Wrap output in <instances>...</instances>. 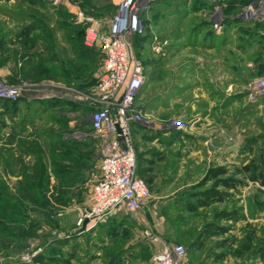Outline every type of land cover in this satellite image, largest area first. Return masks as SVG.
<instances>
[{"label": "rangeland", "instance_id": "obj_1", "mask_svg": "<svg viewBox=\"0 0 264 264\" xmlns=\"http://www.w3.org/2000/svg\"><path fill=\"white\" fill-rule=\"evenodd\" d=\"M119 1H0V68L26 87L3 116L0 264H154L145 229L182 245L184 264H264V187L241 172L264 171V96L248 98L264 77V24L240 21V5L215 12L207 0H161L142 13V32L130 38L145 75L132 137L150 197L140 211L84 224L102 157L90 114L103 53L81 58L74 45L88 27L106 30ZM28 24L48 69L39 80L19 75L14 39ZM42 167L46 178L37 177ZM216 168L225 174L206 179ZM227 177L240 185L218 186ZM215 185L225 200L191 212ZM197 238L203 247L190 252Z\"/></svg>", "mask_w": 264, "mask_h": 264}, {"label": "built area", "instance_id": "obj_2", "mask_svg": "<svg viewBox=\"0 0 264 264\" xmlns=\"http://www.w3.org/2000/svg\"><path fill=\"white\" fill-rule=\"evenodd\" d=\"M160 1L120 0L106 30L88 27L84 33L83 44L103 53V70L95 86L98 108L90 114V129L102 143L98 177L85 214L90 226L103 222L120 208L140 211L150 197L147 185L136 174L132 125L142 120L136 100L145 78L130 38L142 32V13ZM207 1L215 12L227 6L226 0ZM240 16L246 21L264 22V0L244 6ZM260 34L264 36V28ZM25 89L22 82L11 84L0 77V103L17 101ZM262 95L264 77L253 83L248 98L255 100ZM143 236L154 248V264H184L186 251L182 245L164 243L151 229H145Z\"/></svg>", "mask_w": 264, "mask_h": 264}, {"label": "trees", "instance_id": "obj_3", "mask_svg": "<svg viewBox=\"0 0 264 264\" xmlns=\"http://www.w3.org/2000/svg\"><path fill=\"white\" fill-rule=\"evenodd\" d=\"M0 1H2V0H0ZM249 1L250 0H226V3H227V6L229 8H232L236 5H240L243 7V6H245L251 2V1L250 2ZM26 2L28 4H35L37 2V0H26ZM208 5H210V4H208ZM261 24H262L261 22L255 21V23L253 25L262 26ZM247 25H249V24H247ZM35 31H36V29L32 25H30V24L24 25L19 29V31L16 34L15 39H14V42H16L19 46V50L17 51V57L21 60V64H22L21 68L19 70V75L22 76L24 79L39 80V79H41V77H39V72L42 73V72L48 71V69L45 67L44 62H46V59H43V54L41 52L35 51L36 50L35 48L37 46V36L35 35ZM83 32L85 33V31H83ZM84 33H83L82 37L77 38L78 42L75 43V45H74V48L77 52V53H75L76 56L81 57V58L84 56L86 50L92 51V50L96 49V48H87L83 44ZM259 38H263V37H261L259 35ZM3 45H4V43L2 41H0V52L4 51ZM78 49H79V51H78ZM44 55L47 56L48 60L55 59V55H54V53H52L51 50H48L46 53H44ZM33 66L35 68H33ZM51 72H52V70H51ZM0 104H1V107L3 108V112L0 113V140H1L2 139L1 133L5 127L3 116H4V114L10 112V110L15 109L17 101H14V102L3 101ZM135 126H137V125H135ZM133 133H134V131H133ZM74 146H76V145H74ZM75 148H77V147H75ZM156 155H158V154H155V156ZM63 157H65V156H63ZM59 161L62 162L60 159H59ZM59 161H58V164L56 163L55 165H59ZM138 166H139V168H138L137 175H140L141 177H143L142 176L143 171L142 170L140 171V166H142L141 162H138ZM40 171H41V174L36 173V175L38 174L37 177L42 176V178L43 177L46 178L45 176L47 175V173L45 171V168L42 167V169ZM64 171H65V169L59 165V168L55 170V175L57 177L62 176ZM241 172L245 175H249V178L253 183H259L260 186L264 187V171L258 172L257 167L250 168L249 166H245V167H243ZM224 174H225V170L223 168L211 169L208 171L206 179H209V178L211 180L217 179V178L223 176ZM217 182L219 184L218 186H221V187L229 189V190L230 189H236V187L238 185H240L239 181H236L235 179L230 178V177L219 179ZM218 186L215 185V187H211V188L207 189L206 191L200 193V195H199L200 199L197 201V203L195 205H192V206L188 205L189 210L191 212H195L199 208H205L211 204H214L217 202H223L225 200V197L227 196V193L224 191H218L216 189ZM32 201L34 202V198ZM5 214L6 213L0 209V216L5 217ZM202 247H203L202 241H200L197 238L196 240H194V242H192L188 246V250L190 252H193L195 250L201 249ZM50 261L54 262L55 260H50ZM66 264H69V263L66 262Z\"/></svg>", "mask_w": 264, "mask_h": 264}, {"label": "crops", "instance_id": "obj_4", "mask_svg": "<svg viewBox=\"0 0 264 264\" xmlns=\"http://www.w3.org/2000/svg\"><path fill=\"white\" fill-rule=\"evenodd\" d=\"M251 1V2H250ZM249 2L250 3H248L247 5L249 6V5H254L255 4V2L257 1V0H250ZM207 3H208V1H207ZM209 4V3H208ZM247 5H245V7L247 6ZM244 7V6H243ZM240 19V18H239ZM242 19V18H241ZM240 19V21H242L243 23H246V24H254L255 23V21H246V20H244V19H242L241 20ZM258 22H261L262 24H264V22H262V21H258ZM261 31V30H260ZM260 31H258V34L261 36V37H264V36H262L261 34H260ZM0 77L2 78V79H4L5 81H8V82H10V83H13V81L15 80V76L14 75H12V73L8 70V69H6V67H3V68H0ZM144 77H145V75H144ZM14 79V80H13ZM264 95H262V96H259V97H263ZM1 112H3V108L1 107V104H0V113ZM9 113V112H8ZM4 115H7V113L6 114H4ZM135 125H138V124H134V125H132V136H133V131L134 132H136L135 130L137 129V127L135 126ZM134 148H135V145H134ZM135 154H136V151H135ZM161 157V156H160ZM155 158H159V154L158 155H156L155 156ZM136 162H137V164H136V172H138V168H139V166H138V160H137V155H136ZM137 174V173H136ZM138 176V175H137ZM143 176V175H142ZM143 178V177H142Z\"/></svg>", "mask_w": 264, "mask_h": 264}, {"label": "water", "instance_id": "obj_5", "mask_svg": "<svg viewBox=\"0 0 264 264\" xmlns=\"http://www.w3.org/2000/svg\"><path fill=\"white\" fill-rule=\"evenodd\" d=\"M117 131L119 132V129H118V127H117ZM86 223H87V221L85 220V221H84V224H86Z\"/></svg>", "mask_w": 264, "mask_h": 264}]
</instances>
